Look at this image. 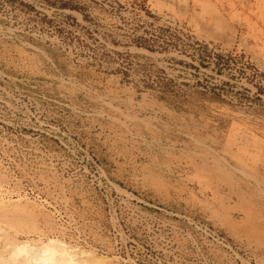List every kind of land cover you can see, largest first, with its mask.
<instances>
[{
  "label": "rangeland",
  "instance_id": "rangeland-1",
  "mask_svg": "<svg viewBox=\"0 0 264 264\" xmlns=\"http://www.w3.org/2000/svg\"><path fill=\"white\" fill-rule=\"evenodd\" d=\"M51 238L264 264V0H0V256Z\"/></svg>",
  "mask_w": 264,
  "mask_h": 264
},
{
  "label": "bare ground",
  "instance_id": "bare-ground-1",
  "mask_svg": "<svg viewBox=\"0 0 264 264\" xmlns=\"http://www.w3.org/2000/svg\"><path fill=\"white\" fill-rule=\"evenodd\" d=\"M8 254L7 258L0 256V264H96L104 261V257L54 238L41 246L28 241L14 243Z\"/></svg>",
  "mask_w": 264,
  "mask_h": 264
}]
</instances>
